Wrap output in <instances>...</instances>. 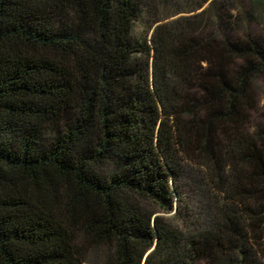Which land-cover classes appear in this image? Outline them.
Instances as JSON below:
<instances>
[{
    "label": "trees",
    "instance_id": "16d2710c",
    "mask_svg": "<svg viewBox=\"0 0 264 264\" xmlns=\"http://www.w3.org/2000/svg\"><path fill=\"white\" fill-rule=\"evenodd\" d=\"M257 22L264 0H0V264H264Z\"/></svg>",
    "mask_w": 264,
    "mask_h": 264
},
{
    "label": "rangeland",
    "instance_id": "374dc122",
    "mask_svg": "<svg viewBox=\"0 0 264 264\" xmlns=\"http://www.w3.org/2000/svg\"><path fill=\"white\" fill-rule=\"evenodd\" d=\"M251 28L256 30L257 32L264 33V23H251ZM136 33L142 34V27L141 25H136ZM254 90L256 92V99H257V108L256 110L251 112V121H250V128H253L256 125L264 126V76L258 77L254 80ZM155 210V208H154ZM173 211L166 213L161 211H155L154 215H161L166 219H170L171 214Z\"/></svg>",
    "mask_w": 264,
    "mask_h": 264
}]
</instances>
